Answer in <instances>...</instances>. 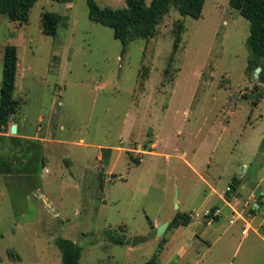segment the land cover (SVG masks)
<instances>
[{"label":"rangeland","instance_id":"obj_1","mask_svg":"<svg viewBox=\"0 0 264 264\" xmlns=\"http://www.w3.org/2000/svg\"><path fill=\"white\" fill-rule=\"evenodd\" d=\"M44 11L63 16L55 36L41 31ZM248 35L249 21L229 0H205L197 19L170 8L154 37L124 50L111 28L89 19L85 0H38L26 22L0 14V85L4 48L13 44L15 116L37 137L0 136V157H14L13 171L0 173V264H61L57 237L81 247L82 264L154 256L159 264H264V229L259 216H246L253 204L245 197L247 234L223 213L133 245L149 222L222 205L199 173L218 192L231 173L264 192V85L246 69Z\"/></svg>","mask_w":264,"mask_h":264},{"label":"trees","instance_id":"obj_2","mask_svg":"<svg viewBox=\"0 0 264 264\" xmlns=\"http://www.w3.org/2000/svg\"><path fill=\"white\" fill-rule=\"evenodd\" d=\"M38 0H0V14H4L11 21L26 22L30 8ZM69 3L72 0H55ZM90 20L107 26L113 30L114 37L123 44V50L129 41L149 39L156 35L157 25L170 8L177 10L182 16L194 19L201 17L205 0H125L123 7L113 8L100 6L95 0H85ZM229 6L237 10L249 21V35L246 45L249 57L246 69L255 71L257 67V81L264 85V0H229ZM63 16L44 11L41 14V31L45 35L55 36ZM183 29L182 21L175 24V40L173 48L176 50ZM17 47L7 44L4 48L2 60V79L0 85V131L7 128L11 119L17 113L19 101L14 98L15 79L17 74ZM256 86V85H255ZM263 145V143L261 144ZM13 164L10 160L0 157V173H11ZM241 180L232 177L229 188H238ZM228 191V190H227ZM191 221L189 214L178 212L171 221V227L187 225ZM112 243L123 244L125 239L120 236L109 235ZM165 242V239H163ZM55 243L60 251L61 264H82L81 247L72 240L57 237ZM17 257V256H16ZM112 264V263H105ZM146 264H159L157 256L150 258Z\"/></svg>","mask_w":264,"mask_h":264},{"label":"crops","instance_id":"obj_3","mask_svg":"<svg viewBox=\"0 0 264 264\" xmlns=\"http://www.w3.org/2000/svg\"><path fill=\"white\" fill-rule=\"evenodd\" d=\"M10 124L7 126V128L3 129L2 131H0V136L1 137H9V138H32V139H37V137H29L27 136L24 130V127L22 125V123L16 119V116H14V118L12 119V121L9 122ZM15 124L17 126L16 129V133H11L10 128L11 125ZM39 129V128H38ZM19 130L21 131V133H19ZM38 140L42 141V138H39ZM14 158V157H13ZM13 158L11 159L12 164H14ZM9 160V159H8ZM243 165V164H241ZM14 169V166H13ZM234 173V172H233ZM10 174V173H7ZM199 177L203 180V182H205L209 187H210V192H209V196L212 195H216L218 197V199L220 200V202L222 203L221 206L218 205H213L210 206L208 208H205V210H210L211 215L207 216V217H198L200 218L201 222H206L207 224H209L212 220H219L220 217L223 215V213L225 214L224 217L225 219L228 220L229 224H234L236 223L238 220H240L241 226H242V230L246 227L247 228H251L252 225L251 223L247 220L246 216H249L251 214L255 215V216H259V222H258V227L261 229H264V214L261 212L260 209L255 208L254 204H255V198L253 197V193L249 188V191L246 193L245 192V196H241V194L238 192L239 188H243V186H245L246 182L249 179L246 180H242V175L240 174L239 176H237L236 174H232L231 173V179L232 177H237L238 179L241 180L238 188L232 190H226L228 186H226L225 190H222L221 192H218L217 189L215 187H213V185H211L204 177L202 174L199 173ZM231 181V180H230ZM261 188V187H260ZM262 191V189H261ZM246 198L245 200V204H249V202L251 201V203L253 204V208H251L248 212V214H246V216L243 213V208L240 209V205L242 204V199ZM263 197H264V192H263ZM180 208V207H179ZM216 210H218L219 212L216 213ZM203 211V212H204ZM191 220L193 218V214L189 213ZM188 226H190V222L187 225H179L176 227V229L179 228H187ZM256 230V228H255ZM242 234H247V230ZM193 236V235H192ZM195 236V235H194ZM197 236V235H196ZM199 240H201L203 243H208L207 239H204L202 236L196 237ZM261 238L264 240V235L261 236ZM191 241H193V239H191ZM166 243H168V240L166 241ZM191 244V242L187 243V246H189ZM210 245L208 246V249H210ZM188 249L184 248L183 251L181 252L183 254V252L185 253Z\"/></svg>","mask_w":264,"mask_h":264},{"label":"water","instance_id":"obj_4","mask_svg":"<svg viewBox=\"0 0 264 264\" xmlns=\"http://www.w3.org/2000/svg\"><path fill=\"white\" fill-rule=\"evenodd\" d=\"M260 70H261L260 67H257L255 69V71H254L255 77H258V73L260 72ZM16 129H17V126L15 124H12L11 128H10L11 133H16ZM110 177L113 178V177H116V175L111 174ZM245 182L250 187V190L253 193V197L255 198L254 207L260 209L261 212L264 214L263 191H261V188L256 181L250 179V180L245 181ZM176 206H177V204H176ZM149 225H150L149 232L146 235L134 237L133 245L138 243V242L146 241L150 238L161 235L167 227L171 226V222H164L158 226H155L152 222H149Z\"/></svg>","mask_w":264,"mask_h":264},{"label":"built area","instance_id":"obj_5","mask_svg":"<svg viewBox=\"0 0 264 264\" xmlns=\"http://www.w3.org/2000/svg\"><path fill=\"white\" fill-rule=\"evenodd\" d=\"M226 190H230V188L229 187H227V189ZM219 211L218 210H216V213H218ZM211 215V212H210V210H205L203 213H198V212H196L195 213V215H192V216H195V217H207V216H210ZM246 231V227L243 229V233Z\"/></svg>","mask_w":264,"mask_h":264}]
</instances>
